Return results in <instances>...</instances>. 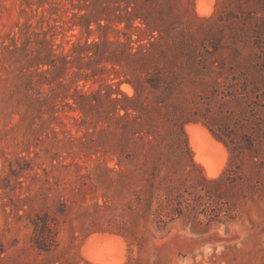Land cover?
Wrapping results in <instances>:
<instances>
[{"label":"rangeland","instance_id":"374dc122","mask_svg":"<svg viewBox=\"0 0 264 264\" xmlns=\"http://www.w3.org/2000/svg\"><path fill=\"white\" fill-rule=\"evenodd\" d=\"M192 118L204 175L235 176L157 169ZM191 124L226 150L199 139L216 178ZM183 181L194 210L166 203ZM160 203L182 215L159 226ZM96 255L264 264V0H0V264Z\"/></svg>","mask_w":264,"mask_h":264},{"label":"trees","instance_id":"16d2710c","mask_svg":"<svg viewBox=\"0 0 264 264\" xmlns=\"http://www.w3.org/2000/svg\"><path fill=\"white\" fill-rule=\"evenodd\" d=\"M150 80V79H149ZM149 84L153 87L156 88V84L151 82V80L149 81ZM136 94H138V90L136 88ZM228 95H226L227 97ZM232 98H235L234 95L232 94ZM235 100V99H234ZM191 122H199V119H183V121H176L172 120L171 124L173 126V133L175 134V145H177L180 148V152L176 153L174 151L173 146H165L166 151H163L161 154V157L159 158V165L157 167L160 168L161 166H166V167H170V166H179L180 164H182V162H186V164L188 165L187 167H189L190 171H197L199 172V177L197 179V181L199 182H207L209 184H219L223 178L225 177V175H227V173H233V175L235 176L237 174V172H235L236 170H232L230 168H227L222 176L218 179H214V180H209L203 173V168L197 164L194 159H193V154L192 151L189 147L188 144V137L187 134L185 132V126ZM206 124V123H205ZM206 126L209 128V130L211 131V133L214 135V137L219 140L220 142H223L225 144L226 141L225 139L218 133V131H214L213 128L211 127V125L206 124ZM169 128V127H168ZM157 134V136L155 135V137L153 138L152 141L157 142V145H162L163 142H165V135L164 133H161L159 130H157L155 132ZM167 136V135H166ZM151 141V142H152ZM173 145V144H172ZM183 185H184V181L180 183V185L178 187H172L171 189L168 190V194H167V200L166 203L168 205V207H171L174 202H178L179 206L182 207L184 205V203L187 205V208L194 210L196 208V204L198 203V200L195 198L192 199H187L185 196L186 191H184L183 189ZM167 208L163 205V203H160L159 207L157 208V210L155 211V220L158 222L159 226L163 225L166 226L169 222L174 220V216L177 215H182L181 212H176V209L174 211L168 212L166 210ZM223 214V211L220 209H217V211L214 212L213 215H209V217H211L210 219L213 221H220V217ZM41 243H40V249H43V247H41Z\"/></svg>","mask_w":264,"mask_h":264},{"label":"bare ground","instance_id":"6f19581e","mask_svg":"<svg viewBox=\"0 0 264 264\" xmlns=\"http://www.w3.org/2000/svg\"><path fill=\"white\" fill-rule=\"evenodd\" d=\"M199 12L201 14L204 15H209L210 12L205 11L204 8L199 7ZM187 132L189 134L190 137V144L192 146V148L194 149V152L196 154L195 159L198 163H201L207 173V176L209 178H216L220 175L224 165L221 166H217L216 164H214L208 157H207V152H206V146H203L202 143H200V137H203L205 139V141L207 142V145L209 147V149L211 151H213L214 153H225L226 154V150L224 148V146L220 143H218L217 141H215V139L211 136V134L203 127L198 126V125H188L187 126ZM103 241L106 243L107 241H109L110 239H108V237H102ZM102 242V241H101ZM104 246H107L105 245ZM114 243V242H113ZM105 250V249H104ZM93 261L96 264H119L116 262H112V261H108L105 257L102 256H93Z\"/></svg>","mask_w":264,"mask_h":264}]
</instances>
